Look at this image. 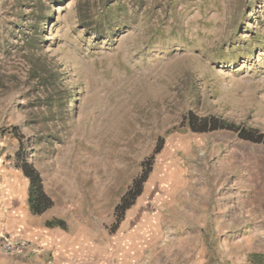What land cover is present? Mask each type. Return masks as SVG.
Masks as SVG:
<instances>
[{
  "label": "rangeland",
  "instance_id": "374dc122",
  "mask_svg": "<svg viewBox=\"0 0 264 264\" xmlns=\"http://www.w3.org/2000/svg\"><path fill=\"white\" fill-rule=\"evenodd\" d=\"M42 1V23L36 0L0 3V231L25 159L84 264H264V144L187 118L264 133V0ZM51 63L67 91L32 80Z\"/></svg>",
  "mask_w": 264,
  "mask_h": 264
},
{
  "label": "trees",
  "instance_id": "16d2710c",
  "mask_svg": "<svg viewBox=\"0 0 264 264\" xmlns=\"http://www.w3.org/2000/svg\"><path fill=\"white\" fill-rule=\"evenodd\" d=\"M8 0H0L2 7L6 4ZM46 1L36 0L34 4H29L31 7V16L39 18V23L45 22L48 16H42V11L48 10L46 7ZM41 13V14H40ZM52 61V60H51ZM35 68V69H34ZM34 75H32V80L41 89H49V84L51 82H56L59 84L60 88L67 91V73L63 72L60 66L55 63H51V68L47 72H39V67H34ZM51 96V95H50ZM50 105L56 106L54 100L50 102ZM65 103L63 104V106ZM66 106V105H65ZM188 124L191 130L195 132H206L214 130H228L234 132L238 138L246 140L256 144H264V133L251 127L240 126L233 122L225 121L217 117H198L192 113L188 114ZM162 148V142L160 141L154 150V154L158 153ZM22 171L23 176L28 179L29 182V193H28V203L30 210L34 214H40L44 210L52 206V201L50 197L45 193L43 189L42 180L39 174L34 169L33 165L27 160L22 159L17 165ZM151 171V163L144 169L141 176L134 181L131 188L123 195L120 203L117 205L116 209L122 215L133 203L137 196L141 193V186L147 179L149 172Z\"/></svg>",
  "mask_w": 264,
  "mask_h": 264
},
{
  "label": "crops",
  "instance_id": "0c3cea01",
  "mask_svg": "<svg viewBox=\"0 0 264 264\" xmlns=\"http://www.w3.org/2000/svg\"><path fill=\"white\" fill-rule=\"evenodd\" d=\"M29 182L25 194V208L14 212L18 217L14 224L13 235L31 241L37 251L29 257L14 256L10 258L12 264H84V253L77 252V242H68L63 230L64 219L51 211V207L40 214H34L28 203ZM11 235V236H13ZM82 250V249H81ZM168 254V253H166ZM2 261V260H1ZM3 263V262H1ZM155 260H148L140 264H157ZM172 261H160L158 264H174ZM5 264V263H3Z\"/></svg>",
  "mask_w": 264,
  "mask_h": 264
},
{
  "label": "built area",
  "instance_id": "2783aa9c",
  "mask_svg": "<svg viewBox=\"0 0 264 264\" xmlns=\"http://www.w3.org/2000/svg\"><path fill=\"white\" fill-rule=\"evenodd\" d=\"M0 251L6 255L29 257L37 251V247L29 240L0 231Z\"/></svg>",
  "mask_w": 264,
  "mask_h": 264
}]
</instances>
